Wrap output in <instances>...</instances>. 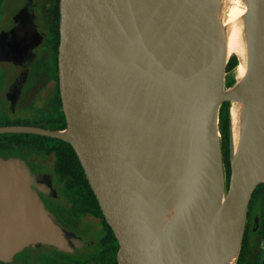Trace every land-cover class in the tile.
Returning <instances> with one entry per match:
<instances>
[{"label":"water","instance_id":"obj_1","mask_svg":"<svg viewBox=\"0 0 264 264\" xmlns=\"http://www.w3.org/2000/svg\"><path fill=\"white\" fill-rule=\"evenodd\" d=\"M230 1L62 0L68 125L0 127L73 146L118 238L119 264H239L264 185V0H239L246 71L232 83ZM40 194L58 197L52 174L0 158V260L30 244L70 253L84 245Z\"/></svg>","mask_w":264,"mask_h":264},{"label":"flooded vegetation","instance_id":"obj_2","mask_svg":"<svg viewBox=\"0 0 264 264\" xmlns=\"http://www.w3.org/2000/svg\"><path fill=\"white\" fill-rule=\"evenodd\" d=\"M61 7L62 0H0V127H67L60 74ZM63 142L37 134L0 133V158H22L33 172L53 175L58 197H40L84 245L70 253L30 244L0 264H119L118 238L84 168L59 175L60 159L65 162L68 153ZM263 217V202L254 200L239 264H264Z\"/></svg>","mask_w":264,"mask_h":264},{"label":"trees","instance_id":"obj_3","mask_svg":"<svg viewBox=\"0 0 264 264\" xmlns=\"http://www.w3.org/2000/svg\"><path fill=\"white\" fill-rule=\"evenodd\" d=\"M236 65H238V59L236 56H233L229 65H228V70H232ZM220 132L222 134V140H223V148H224V156H225V163H226V168L228 172V180L230 179V174H231V168H230V160H229V147H230V102L226 101L223 103L221 107V113H220ZM54 140V139H51ZM67 144L68 148V153L65 158V162H61L62 159H60V171L59 175L60 176H67L69 174V170L77 168L78 166L82 171L83 167L81 165V162L79 160V157L73 148V146L68 143V142H63ZM68 171V172H67ZM84 172V171H83ZM89 183V181L87 180ZM90 187V185H89ZM91 192L94 191L91 188ZM95 195V194H94ZM96 198V196H95ZM254 200H259L263 202L264 205V185L261 184L258 186V188L255 190V193L253 195V198L251 200V204L254 202ZM264 219V217H263ZM263 229H264V223H263ZM264 236V234H263ZM244 243H246V238L244 239ZM244 246V245H243ZM243 250V248H242ZM242 256V252H241ZM240 256V258H241Z\"/></svg>","mask_w":264,"mask_h":264},{"label":"bare ground","instance_id":"obj_4","mask_svg":"<svg viewBox=\"0 0 264 264\" xmlns=\"http://www.w3.org/2000/svg\"><path fill=\"white\" fill-rule=\"evenodd\" d=\"M243 13L244 7L239 0H231L228 3L225 15V24L228 28V56L238 57V65L226 74L229 83L241 78L246 71V47L240 22Z\"/></svg>","mask_w":264,"mask_h":264},{"label":"rangeland","instance_id":"obj_5","mask_svg":"<svg viewBox=\"0 0 264 264\" xmlns=\"http://www.w3.org/2000/svg\"><path fill=\"white\" fill-rule=\"evenodd\" d=\"M238 58V57H237ZM232 59V58H231Z\"/></svg>","mask_w":264,"mask_h":264}]
</instances>
